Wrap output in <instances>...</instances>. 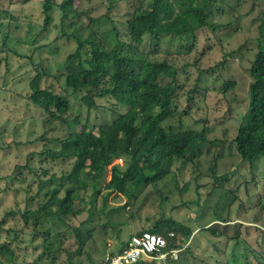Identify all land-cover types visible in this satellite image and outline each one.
<instances>
[{"label":"trees","instance_id":"trees-1","mask_svg":"<svg viewBox=\"0 0 264 264\" xmlns=\"http://www.w3.org/2000/svg\"><path fill=\"white\" fill-rule=\"evenodd\" d=\"M127 1L137 3L134 2L126 12L120 29L116 27L112 17L120 9L117 0L116 4L110 1L105 13L93 14L92 11L84 9L82 13L86 17L87 35L85 39H78L76 52L67 60L66 82L74 89L83 88L90 92V97L84 98L90 107L97 106L95 99L108 98L112 106H125L129 110L115 124L101 127L100 139L85 134L84 130L80 134L73 133L66 146L72 155L79 158L76 174L72 173L66 180L51 178L41 181L40 190L34 196H29L32 200L38 199V206L23 213L24 227L28 228L31 221L35 229L47 223V228H55L58 236L67 232L69 241H76L77 251L72 250L70 242H64L60 246L59 251L67 253L70 264H98L107 241L115 234L120 243L114 250L122 251L126 246L122 241L129 228L128 213L125 207L108 206L109 196L121 192L131 199L135 198V192L147 186L155 184V188H158L157 183L162 182L169 173L165 170L176 159H182L185 155L194 157L199 153L200 144L206 142L197 133L173 135L164 127V123L181 116L184 101L176 98L180 73L170 58L173 54L161 53V47L170 39L171 42H179L180 47H187L188 51L193 50L200 33L210 31L215 34L220 28L216 18L223 13L220 5H224L227 0ZM44 2L46 23H49L50 12L57 1ZM252 3V11L256 7L264 8V0H252ZM61 4L62 10L70 14L67 17L80 19L74 13L77 10L75 0H63ZM256 19L260 21L258 51L254 54L249 73L251 83H254L253 95L261 96L257 98L260 105L256 114L252 112L246 116L240 132V139L247 141L243 157L252 163L264 157V92L261 91V86L264 87V10H259ZM0 24L4 25L5 22L0 20ZM239 59L244 63L242 57ZM9 62L10 57L6 64ZM217 67V71H220L226 67V63H218ZM43 77L39 75L32 81L34 84L31 87V99L45 110V124L53 126L61 121L69 128L74 127L72 122L63 119L69 109V101L62 94L42 89ZM201 80L202 76H199L195 82ZM224 83L239 82L225 79ZM229 88L230 85L226 84L225 94ZM197 94L198 90L189 92L186 102L192 105ZM50 131H57V127H50ZM47 135L48 132L41 139L47 140ZM55 140L64 146L63 140ZM57 152L55 149L43 153L56 157ZM114 156H123L127 167L125 170L114 167L112 179L105 188L107 192H114H108L104 196L99 187ZM86 159L92 160L94 171L79 174L83 173ZM25 168L28 172L22 171L18 177H7L6 183L0 178V190L15 189L11 185L18 181L21 185L16 190L26 187L27 194L34 184L44 178L40 172L28 170V164ZM90 188L91 206L87 209L78 203L74 204ZM63 191L65 196L61 197ZM13 213L14 211L7 213L6 220ZM163 229V224L158 223L153 231L162 233ZM170 229L184 234L181 227L174 226ZM9 234L17 235L18 232L13 229ZM47 235L48 232L45 231V237ZM90 240L95 244L94 254L87 247ZM196 249L198 252L208 253L202 242L197 243ZM15 257L12 244H0V264H20L15 261ZM55 262V257H52L48 264Z\"/></svg>","mask_w":264,"mask_h":264},{"label":"rangeland","instance_id":"rangeland-1","mask_svg":"<svg viewBox=\"0 0 264 264\" xmlns=\"http://www.w3.org/2000/svg\"><path fill=\"white\" fill-rule=\"evenodd\" d=\"M81 1L84 8L91 9L99 14L106 11L110 1L116 4L115 0ZM21 2L23 4L20 2L14 3L11 10L5 4L10 3V0H0V10L5 12V9H7L16 16V19H9L7 14H0V20L5 22L4 25L0 24V51H3L4 54L9 53L10 56L14 52L20 56L24 55L22 57L23 59L12 58L9 64L0 65V86L9 87V84L12 82V87L16 88L13 82H30L31 76L34 77L37 74H41L47 77H43L42 82L44 88L54 87V90L62 93L65 90L67 58L78 47L77 40L73 37L74 28L71 27L69 22H63L62 13L58 7L51 15L52 22L46 26L43 13L44 0H30L28 4L24 3L23 0ZM134 2L136 1L117 0L120 9L115 11V13H118L115 16L117 18L126 16V12ZM227 2L229 7L220 5L224 11L216 18V22L220 24V28L216 30L215 34L210 31L200 33L196 38V47L189 54L186 52L187 47H180L179 42H171L170 39H167L161 47V53L170 52L173 54V57L170 58L173 64H175V67L178 68L180 82H192L185 89L186 92L194 85V82L199 76H202V88L219 91L221 83H224L226 79L241 83L240 91L242 94H247L248 92L249 83L252 81L249 73L250 64L255 52L258 51L257 41L260 35L258 30L260 21L256 19V16L258 11L264 10V8L256 7L252 11V0H227ZM114 21L116 27L120 29L122 24L116 19ZM76 33L79 38L83 39L87 32L77 30ZM24 37L27 38L24 39ZM33 39L35 40L32 42L31 40ZM145 46L149 49L148 44ZM17 54L13 55L16 56ZM229 54H232V56ZM241 57L244 63L240 62L239 58ZM5 58L2 56L1 63L4 62ZM198 59L199 61L196 62ZM27 60L29 61L28 63ZM223 61L226 63V67L217 71L216 65ZM198 68L204 71V75L197 73ZM212 69L213 73H208L207 70ZM25 88V90H22L21 87L19 92L14 91L19 96L15 94L11 96L9 94L7 97L10 99L9 102L12 111L7 113V119L0 130L1 145L11 144L12 137L13 139L15 137L18 141L25 142V140L33 139L36 133L39 136L43 131L41 130V123L39 122L37 126H35V123L27 125L26 129L28 133L22 132L25 122L35 120L33 118H38L41 115L40 111L37 112L31 101L23 99L20 96L22 91L27 90V86ZM82 95L83 93L71 92V105L68 112V119L73 120L78 118L81 122L80 127L88 123L91 127H99L101 124L111 121L110 114L102 105L99 109L94 108L89 110L83 103ZM183 101L182 109L184 111L189 110V116L185 119L186 130H195L198 132L207 130L209 133V141L212 143L203 148L204 156L201 160L195 161L185 167L176 164L173 169V174L175 173L178 179H182L181 183L183 185L189 180L188 184L193 192L192 198H194L197 187L195 180H198V183L202 184V180L200 179L203 176L204 182H207L209 176H213V174L209 175L204 171H210L212 173V171L222 170V163L212 157H217L226 148V144L228 142L230 143L239 134L243 119L245 118L246 100L244 98L239 100L236 105L237 107L233 109L231 114L229 105L223 101H218L215 92L209 95L208 101L204 104L198 101L196 105L190 108L189 105H186L187 102L184 97ZM17 109L19 112H17ZM14 113L22 114V120H17ZM33 147L26 146L22 148V146L19 147L13 144L12 148L8 150L0 148V160H2L0 166H6L7 171L14 170L16 158L23 160L27 152L33 149ZM224 166L229 171L230 162H225ZM237 173L238 176L233 183L235 186L236 183H241L242 194L253 195L255 188L260 185L258 180L262 179L264 182V169L262 164L253 168L250 164L241 161V165L237 166ZM222 181H218L217 186L215 184L213 185V188L216 187V189L206 205L203 203L197 204L196 212H198L200 217V225L207 224L211 218L212 220L220 219L230 211L232 207L231 201L235 197L231 193L223 190ZM19 185L20 183L18 182L17 186ZM99 188L101 189V185ZM33 190L34 188L26 194V187H20L14 192L9 193V195L3 196L4 200H7V204L6 208L0 209V217L14 211L8 218V229H14L22 233L20 238L15 240V247L17 249L16 260L18 259V261L24 264L39 260L42 252H45L47 242H49L51 252L57 251L61 258L66 259L67 253L59 251L57 238H53L55 228L49 230L50 238H47L46 242L45 231L49 224L46 223L44 226L39 225L35 229L33 221H31L28 228L24 227L23 213L27 209L33 210L38 206L37 198L33 200L29 198V196L35 195V191ZM29 193L30 195H28ZM262 193H264V183ZM154 194H156L155 191L152 192V195L147 190L144 191V196L141 198L143 200L139 205L140 218H136V221L125 232V236H129L130 234L135 235L139 231L147 230L144 226L147 218L155 220L159 217V220L163 219L164 205L160 203L159 198L154 196ZM90 195L91 190L83 196L78 204L88 209L90 207ZM208 196L209 191L206 190L201 194L202 201L208 200ZM214 198H218L219 200L215 205L210 206ZM225 229L221 227L217 231L223 234H231L232 232L233 235L234 231H225ZM64 235L69 236L67 232L62 234V236ZM31 238L38 239L31 242ZM4 239L8 240L9 238ZM72 239L74 240V238ZM10 240H14V238H10ZM262 240L248 239L254 245L259 244ZM202 241V245L206 246L204 243L205 239ZM0 242H2V238H0ZM89 249L94 254L96 250L95 245L90 244ZM66 263L70 264L68 261Z\"/></svg>","mask_w":264,"mask_h":264},{"label":"clouds","instance_id":"clouds-1","mask_svg":"<svg viewBox=\"0 0 264 264\" xmlns=\"http://www.w3.org/2000/svg\"><path fill=\"white\" fill-rule=\"evenodd\" d=\"M23 1L24 3L28 4L30 0L29 1L23 0ZM56 1L57 3L55 4L53 10L50 12V17H51L50 22L46 23V26L52 22L51 15L53 11L58 7L61 10L63 22L64 21L69 22L71 27L74 28L73 37L76 38L78 43V39L81 38H79L76 32L77 30L86 31L85 29L86 17L82 12L84 11V9H88V8H84L82 6L81 0H75L76 3L75 7L77 10H74V13L78 14V17H80V19L74 20L73 17H67L70 14H67L62 10L61 3H63V0L61 1L56 0ZM17 2L23 4L21 0H10V3H5V4L8 7V9L12 10V5ZM44 4L45 2H43V13H44ZM224 5L229 7L227 1ZM88 10L92 11L93 14L95 13L91 9ZM1 13L7 14V17L9 19L10 18L16 19V16L7 9H5V12L0 10V14ZM112 17L116 19L118 22L122 23L123 21L121 20L125 16L123 18H117L116 16H112ZM45 22H46V16H45ZM26 38L27 37H24V39ZM34 40L35 39L31 41L33 42ZM191 51H188L187 49L186 52L189 54ZM13 54H17V53L14 52ZM13 54H11L10 56L9 53L4 54L3 51H0V65L6 64L7 57H10V60L12 58L23 59L22 57H24V55L20 56L17 54L18 56L17 55L14 56ZM2 56L6 58L4 62L1 63ZM197 61H199V59L196 60V62ZM28 62L29 61L27 60V63ZM251 68L252 67H250V69ZM217 69L218 67L216 65V70ZM207 71L208 73H213V69ZM197 73L199 75L200 74L204 75V71L200 68H198ZM39 75L41 76V74H37L34 77L31 76L30 82L29 81L13 82V85H15L16 88L12 87V82L9 84V87L3 85L0 86V130L7 119V113L12 111L9 102L10 99L7 97L9 96V94H11V96H14V94L18 95V93H15L14 91L19 92L21 87L22 90H25L26 89L25 86H27V90L22 91L20 96L23 99L31 101L32 104L35 106L37 112L40 111L41 113V115L38 116V118H33L35 120H30L25 122L24 127L22 129V132L28 133L26 129L27 125L35 123V126H37L38 123L40 122L41 130L43 131L39 136L36 133L33 136L34 137L33 139L25 140V142L18 141L17 139H15V137L14 139L12 137L11 144H7V145L0 144V148L6 150L12 148L13 144H16L19 147L22 146V148H25L26 146H34L33 149L27 152L23 160H19V158H16V162L14 164L15 167L14 170L7 171L6 166L4 165L0 166V178L3 181V183H6L7 177L10 176L18 177L21 175L22 171L28 172L25 168V166L28 164L29 166L28 170H34L44 175V178L42 180L38 181L30 188V190L34 188L33 191H35V194L40 190L41 181H46L51 178H55V180H63V179L66 180L67 177L72 173L76 174V168L79 162V158L76 155H72L70 151L67 150V146H66L67 140L70 138V136L73 133L80 134L84 130L85 134H90L94 138L100 139L101 138L99 133L100 128L115 124V122L122 115L126 114L129 110V108L125 106H117V105L112 106L108 98H97L95 99L97 106L90 107L84 101L85 97H90V92L83 88L74 89L73 87H70L66 82V79H65V90L62 93H59L56 90H54V87L44 88L43 82H41L42 89L53 90L55 91V93L59 95L62 94L63 97L69 101V109L67 113H65L63 119L65 121L72 122L74 127L69 128L67 124L61 121H57L53 126H47L45 124V117L47 116L45 110L42 108L41 105H39L38 103L34 102L31 99V94H32L31 87L34 84V82L32 81ZM191 83L192 82H177L178 89L176 92V98L178 97L180 98V100L183 101V97L186 98L189 92L198 90V94L195 96V102L192 105L186 103V105H189V108L193 105H196L198 101L201 104L207 102L208 97L212 92H215L218 101H223L225 104L229 105L231 109L230 114L233 112V109L237 107L236 106L237 102H239V100L243 98L246 100L245 118L247 115L252 114V112L256 114L258 110V106L260 105V103H257V98L261 96H258L257 94L253 95L254 83H249L247 94L241 93L240 91L241 83L222 82L221 88L219 89V91H217L209 88H202V80L200 82H194V85L186 92L185 89H187V87L191 85ZM226 84H229L230 88L228 92L225 94L224 88ZM181 91L184 93H182ZM261 91L264 92V87L262 86H261ZM71 92H76L78 94L83 93L82 95L83 103L88 107L89 110H92L94 108L99 109L102 105L106 109V111L110 114L111 121L108 123L101 124L99 127L97 126L91 127L89 123L83 124L80 127L79 125L81 122L78 118H75L73 120L68 119L67 118L69 114L68 112L70 110V105H71V101H70ZM204 97H205V102L202 103V99ZM32 108L34 107L32 106ZM182 108L183 106H181V111H180L181 116L174 117L169 122L164 123V127L168 130L169 134H173V135L187 134V132L197 133L199 135H202L205 138L206 142L200 144L201 147L199 153H197L194 157L185 155L186 157L184 156V158L182 159H176L175 162L172 163L171 167L168 170L167 169L165 170V172L169 171V173L162 182L157 183L158 188H155V184L151 186H147L146 188L139 190V192H135V198H131V199H129V197L122 194L121 192H115L109 196L108 206L126 208V211L128 213L127 214V219L129 222L128 225L129 227H131L132 224L136 221V218H140L139 205L143 200V199L141 200V198L144 196V191L147 190V192L150 193L151 195L152 192L155 191L156 194H154V196L158 197L160 203L164 205V209H163L164 212L162 215L163 219L159 220V217L155 220L147 218L146 224H144L147 230L139 231L135 235L130 234L129 236L128 235L125 236L122 242L126 244L127 247L125 246L123 250L120 252L114 250L115 246L120 242L117 241L116 234L115 236H112L107 241V244L104 247V252L100 257L98 264H143V263L146 264H264V193H262L264 182L262 179L258 180L260 185L255 188L253 195L246 193L242 194L243 190H242V186H240L241 183H236V186L233 183L235 178L238 176L237 166L241 165V161L250 164L253 168L257 167L259 164H262L264 169V157L259 158L254 163L247 161L243 157L244 156L243 154L247 148V141H242L243 139H240L241 136L240 132L243 127L245 118L243 119L237 137H235L230 143L228 142L226 144V148L223 150L225 151V153L221 151L217 157H212L215 160L222 163V170L212 171V173L210 171H204L206 174L209 175L213 174V176H209L207 178V182L203 181L204 178L203 176L200 179L202 180V184H199L198 180H195V183H197V187L195 191V197L192 198L193 192L190 188V185L188 184L189 180L183 185L181 183L182 179H178L177 175L175 173L173 174V169L176 164L177 165L180 164L182 167H185L186 165L188 166L195 161L201 160V158L204 156L202 151L203 148L207 147L209 144L212 143L209 141V137H208L209 133L207 132V130H203L200 132L195 130H186L185 119L189 116V110L184 111V109ZM17 112H19L18 109ZM14 116L17 118V120L19 121L22 120V114L14 113ZM55 126L57 127V131L51 132L50 127H55ZM46 132H48V135L46 136L47 140H42L41 138L44 136ZM55 139L63 140L65 142L64 146L62 147V145H60ZM55 149L58 150L56 157H52V155L44 154L46 151H53ZM232 152H234V154H232ZM0 162H2V160H0ZM225 162L226 163L230 162L229 171L225 169L224 166ZM92 166H93L92 160L86 159L84 163L83 173H79V174H88L94 171ZM114 167H120L122 168V170H125L127 167L125 158L123 156H114L111 163L107 166L105 177L101 183V190H102L101 193L104 196L107 195L108 192H114L111 190L107 192L105 189L108 182H110L112 179V173ZM220 180H223L221 182L223 190L231 193L235 197V199L231 201L232 207L230 211L220 219L218 218L216 220H212L211 218L207 224L200 225L199 224L200 217L198 215V212H196V206L197 204L200 203H203L205 205L208 203L209 199L213 196L214 190L216 189V187L213 188V185L215 184L217 186L218 181ZM17 184L18 181L12 183L11 186H14L15 189H11L10 191L0 190V203H1L0 209L6 208V204H7V200H4L3 196L9 195V193H11L12 191L14 192L18 187ZM90 190H91V195L89 197V200L91 206L92 189L90 188ZM206 190L209 191V196H208V200L203 202L201 199V194ZM89 191L84 193L81 197L77 198L74 201V204H77L80 200H82L83 196L88 194ZM64 196H65V192L63 191L61 193V197ZM29 198L32 200L31 197ZM218 200H219L218 198H214L211 201L210 206L215 205L218 202ZM116 215L118 214L116 213ZM5 220H6V214L3 217H0V238H2V242H0V244H3L5 242H9L10 244H12V249L15 251L17 257L15 240H18V238H20V235L22 233L18 232L17 235L9 234L10 229H8L7 226L8 219L6 221ZM158 223H161L164 226L162 233H155L153 231L154 226ZM174 226L181 227L183 229L184 234H179L170 229L171 227ZM221 227L226 228L225 231H230V232L234 231L233 235L232 232L231 234L219 233L217 230L221 229ZM48 230H52V229L46 228V231L48 232V235L45 237L46 242H47V238H50ZM53 232H55V234H53V238H57L59 250L61 244H64V242H70L68 236L65 235L58 236L56 230H54ZM256 232L258 233L256 234ZM4 238H9V239L6 240ZM10 238H14V240H10ZM36 239L38 238H31V242H33ZM204 239H205L204 243L206 244L204 248L208 250V253H204L203 251L198 252V250L196 249L197 243L199 241L201 242ZM248 239H263V240L259 244L254 245L252 242H249ZM90 244L91 245L94 244L92 240L89 241L87 247H90ZM70 246L72 247V250L77 251L78 246L76 241L70 242ZM48 249H49V242H47V246H45V252H42V256L39 257V260L27 264H48L51 262L50 259L52 257H55L56 260V262L53 264H67L66 263L68 261L67 256L66 259H63L61 258V256L57 251L51 252V250ZM16 257H15L16 262H19L20 264H24L18 261V259L16 260Z\"/></svg>","mask_w":264,"mask_h":264}]
</instances>
